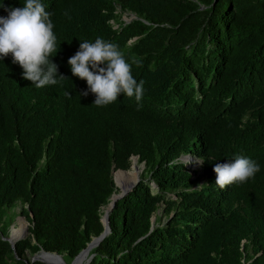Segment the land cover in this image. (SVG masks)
Masks as SVG:
<instances>
[{"label":"trees","instance_id":"obj_1","mask_svg":"<svg viewBox=\"0 0 264 264\" xmlns=\"http://www.w3.org/2000/svg\"><path fill=\"white\" fill-rule=\"evenodd\" d=\"M42 3L67 80L37 89L11 55L0 60V221L19 202L29 223L13 248L2 233L0 264H44L26 261L27 250L70 264L103 232L100 208L133 156L146 176L115 202L88 264H264V0ZM22 4L0 0V16ZM127 13L135 18L124 22ZM97 37L140 59V110L123 94L106 107L80 95L87 83L68 60ZM236 155L260 171L220 189L213 168ZM185 156L203 159L200 171ZM161 204L164 222L152 223Z\"/></svg>","mask_w":264,"mask_h":264},{"label":"clouds","instance_id":"obj_2","mask_svg":"<svg viewBox=\"0 0 264 264\" xmlns=\"http://www.w3.org/2000/svg\"><path fill=\"white\" fill-rule=\"evenodd\" d=\"M22 5L5 8L7 16H0V60L11 55L13 64L23 69V78L37 89L67 80L58 75V65L52 61L59 50L52 13L46 11L42 0H23ZM68 64L72 75L87 83V91L80 95L93 94L96 107L117 103L121 94L126 98L134 97L137 110L142 107L145 82H137L132 68L133 64L139 67L141 61L133 57L129 63L117 44L101 37L94 42H80L79 50L69 58ZM197 163L204 161L198 158ZM213 171L215 185L224 189L254 179L260 166L246 156L236 155L231 162L215 164Z\"/></svg>","mask_w":264,"mask_h":264},{"label":"rangeland","instance_id":"obj_3","mask_svg":"<svg viewBox=\"0 0 264 264\" xmlns=\"http://www.w3.org/2000/svg\"><path fill=\"white\" fill-rule=\"evenodd\" d=\"M132 15L133 14H131V13H127L121 17V20L124 22H129L132 19V17H131ZM187 158H189V159H187ZM197 159L198 158L188 156V157H183L182 161L184 163H186V165L189 167V169L194 170V171H196V170L200 171L201 164L197 163ZM122 171H124V170H122ZM125 171H129V172L121 177L122 178V186H126V185L136 181L137 179H140L141 177L143 178V176H146L144 174L145 166L143 163H141L139 161V158L137 156L132 157L130 168L128 170H125ZM199 174H200V172H199ZM112 178H113V174H112ZM193 179H196V175L193 176ZM113 181H114V178H113ZM200 181H203L202 178L200 179ZM114 183H115V181H114ZM115 189L117 191H115L114 194L118 195L120 193V188H117L116 183H115ZM109 203H110V201H109ZM107 208H108V205L100 208L101 219H104V215L106 213ZM163 208H164V206H163V204H161L157 213L152 217L153 223L155 222V218L157 215L160 216L161 221L164 222L165 218L162 216ZM24 209L26 210L27 206L22 205L19 202H17L13 207L5 208V216L3 218V222L0 221V236L2 235L3 232H5L6 233L5 237L11 238V236L17 230H21V229L22 230H24V229L28 230L29 223H28L27 219H25V217L22 215ZM29 217L31 218L30 215H29ZM6 222H8V225L5 227ZM90 252L88 253V255L80 257L74 264H79V261L81 258H82V261L80 263L85 264L86 260L90 256ZM23 258L28 262H31V261L37 259V257L28 250L25 252ZM43 260H45L49 263H52V264H56L55 263L56 260H58V262L61 263V261L59 259H56L54 261V260H48V259L43 258Z\"/></svg>","mask_w":264,"mask_h":264},{"label":"water","instance_id":"obj_4","mask_svg":"<svg viewBox=\"0 0 264 264\" xmlns=\"http://www.w3.org/2000/svg\"><path fill=\"white\" fill-rule=\"evenodd\" d=\"M132 19L135 18L134 15L131 16ZM131 19V20H132ZM188 157V156H187ZM132 159V158H131ZM189 159V158H187ZM115 171H118V170H113L112 171V174L115 172ZM140 179H137L136 181L126 185V186H122L120 187V193L118 195H115V194H112L109 201L110 203L108 204V208L106 210V213L104 215V219H101V223L103 225V232L98 236V237H95L93 238L86 246L85 249H83L82 251H80V253L73 259V261L70 263V264H74L80 257H83V256H86L88 255V253L96 248L99 243L109 234L110 230H109V225H108V216L110 214V212L112 211L114 205H115V202L124 197L125 195L129 194L132 189L139 183ZM114 182V181H113ZM115 184V183H114ZM31 218H33L32 214H30ZM152 223H153V220L151 219ZM28 235V231L26 233H24L21 237H19L18 239H16L15 241H10V239L8 237H3L2 239L4 241H7L11 247L13 248L15 243H17L18 241L20 240H23L27 237ZM40 254H44V255H49V256H52V257H55V259H59L61 261L62 264H67L63 257L61 255H58L56 253H48V252H44L43 250H40V252L38 254H35V256L37 257V261L41 262V263H44V264H52V263H49L45 260H43V258H41V256H39ZM93 255H90L88 257V259L86 260V263L85 264H88V262L91 260ZM35 261V260H33Z\"/></svg>","mask_w":264,"mask_h":264},{"label":"bare ground","instance_id":"obj_5","mask_svg":"<svg viewBox=\"0 0 264 264\" xmlns=\"http://www.w3.org/2000/svg\"><path fill=\"white\" fill-rule=\"evenodd\" d=\"M27 229H24V230H17L12 236L10 239V241H15L16 239H18L19 237H21L24 233H26Z\"/></svg>","mask_w":264,"mask_h":264}]
</instances>
